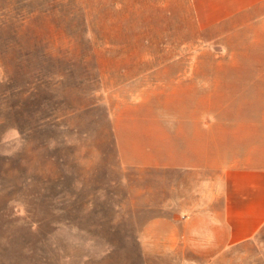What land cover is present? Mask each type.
<instances>
[{"label":"rangeland","instance_id":"rangeland-1","mask_svg":"<svg viewBox=\"0 0 264 264\" xmlns=\"http://www.w3.org/2000/svg\"><path fill=\"white\" fill-rule=\"evenodd\" d=\"M51 1L9 0L0 32V264H264V228L183 253L191 178L151 161L183 123L264 107L224 97L264 90V34L200 19L206 0Z\"/></svg>","mask_w":264,"mask_h":264},{"label":"crops","instance_id":"crops-1","mask_svg":"<svg viewBox=\"0 0 264 264\" xmlns=\"http://www.w3.org/2000/svg\"><path fill=\"white\" fill-rule=\"evenodd\" d=\"M198 6L204 10L199 18L214 17L215 26L245 19L253 33L264 34V0H206ZM225 80L232 82L235 77ZM252 81L262 82L264 75ZM224 97L260 98L264 90H226ZM247 110L253 116L245 121L216 116L207 122L199 116L183 123L181 134L168 135L152 150V166L191 178L192 188L183 199L191 211L182 223V239L190 249L183 253L217 259L264 228V107L250 105ZM233 111L225 103L215 113Z\"/></svg>","mask_w":264,"mask_h":264},{"label":"trees","instance_id":"trees-1","mask_svg":"<svg viewBox=\"0 0 264 264\" xmlns=\"http://www.w3.org/2000/svg\"><path fill=\"white\" fill-rule=\"evenodd\" d=\"M8 1L5 0V6L0 7V32H4L6 29L12 31L16 23L15 9Z\"/></svg>","mask_w":264,"mask_h":264}]
</instances>
